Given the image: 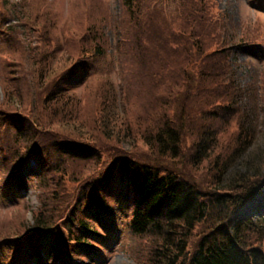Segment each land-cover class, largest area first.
<instances>
[{
  "label": "trees",
  "instance_id": "16d2710c",
  "mask_svg": "<svg viewBox=\"0 0 264 264\" xmlns=\"http://www.w3.org/2000/svg\"><path fill=\"white\" fill-rule=\"evenodd\" d=\"M123 5L133 17L139 11L134 0H123ZM9 7L0 1V19ZM22 11L16 16L26 19L28 13ZM197 11L191 6L181 18L182 34L159 27L158 17L137 20L141 32L123 41L120 90L104 81L86 86L84 80L88 99L65 94L64 84L97 65L100 49L83 52L82 41L81 53L74 47L61 52L57 46L41 44L38 50L29 45L41 84L35 86L37 102L33 106L16 85L1 84L0 121L8 126L0 131V158L4 166H12L14 176L11 181L5 177L6 191L18 192L23 175L36 171L40 206L32 222L20 212L9 217L11 226L0 227V242L7 240L16 251H35L48 241L59 251L54 255L59 261L94 250L89 237L101 236L91 220L106 212V195L119 176L133 184L137 196L129 223L137 241L136 264H264V212L233 219L264 192V131L261 144L253 148L257 136L237 100L242 91L234 84L228 47L209 49L213 37ZM10 31L7 27L6 33L15 38L17 33ZM11 75L17 79L18 70ZM149 81L155 86L150 88ZM133 92L140 100L158 102L157 110L147 114L152 121L138 107L126 113L140 127L144 121L151 124L138 129L135 138L132 129L123 128L128 137L121 138L113 116ZM93 94L101 100L99 112L81 120L78 112ZM159 103L171 104L167 113ZM258 114L264 128L263 105ZM237 120V133L227 134ZM186 138L191 139L187 168L178 164ZM147 150L170 164L147 160Z\"/></svg>",
  "mask_w": 264,
  "mask_h": 264
},
{
  "label": "rangeland",
  "instance_id": "374dc122",
  "mask_svg": "<svg viewBox=\"0 0 264 264\" xmlns=\"http://www.w3.org/2000/svg\"><path fill=\"white\" fill-rule=\"evenodd\" d=\"M6 4L10 5L11 10L3 19H0V102L4 101L1 84L10 82V85H16L20 90L21 88L24 90V94L32 100L33 106L36 104L35 86L41 84L35 78L36 64L28 56L29 45L36 46L38 50L41 44L57 46L61 52L74 47V50L76 49L75 51L79 53H81L79 47L81 41L86 47L83 52H92L97 47L103 53L99 57V63L86 71H80L79 75L65 83L64 93L88 99L90 91H82L84 83L87 82L85 84L87 86L99 81H104L106 84L110 82L117 90H120L119 86L122 82L120 83L121 75L118 69L124 52L123 41L128 36L141 32L136 24L137 20L149 17L154 21V18L158 17L159 27L175 34H182L179 31L181 18L189 7L194 6L196 11L198 9V15L203 13L205 16L207 32L213 37L209 49L213 51L228 47V62L234 84L242 91L237 100L247 111L251 127L255 129L257 136L253 148L261 144L264 128L258 114V107L264 106V94L260 86L264 85V0H134V5L139 7L134 17L123 5V0H6ZM22 9L28 13L26 19L16 16V13L23 15ZM7 27L17 33L15 38L6 33ZM68 31L70 34L67 42L65 35ZM65 55L68 54L63 53V56ZM17 70L19 76L16 79L11 72L15 74ZM147 85L152 88L155 83L149 81ZM28 86L30 89L27 90ZM160 88L163 89L162 86ZM118 97L119 100L122 99L120 95ZM141 97L133 92L129 96V101L126 102L125 110H118L113 116H117L118 121L115 122L117 124L113 126L121 132L123 136L121 138L128 137L121 131L123 128L132 129L131 134L135 138V135L139 134L138 129L144 127L148 129L151 124L150 121H144L146 125L140 127L139 120H134L133 115L125 116L126 113L138 108L146 116L149 112L157 110L158 102L153 104L145 101L144 97L140 100ZM87 99L84 100L86 102H83L84 106L78 112L81 120L89 113L91 115H95L96 111L98 113L97 108L101 106V100L96 99L94 94L88 101ZM192 99L195 100L197 97L192 95ZM189 104L188 101L187 108ZM109 105L105 107L109 108ZM170 105H162L163 112L167 113ZM147 117L150 120L154 118L152 115ZM238 121L230 125L227 134L237 133ZM7 126L0 121L1 132H4ZM190 143L191 139L186 138L178 159V164L185 168L189 163L187 149ZM127 145L128 143L123 147L128 148ZM138 147L146 150L142 144ZM147 152L151 153L146 154L147 160L159 165L170 164L165 158L155 157L158 155L152 151L147 150ZM11 167V165L4 166L0 158V227L11 226L9 217L17 212L23 213L27 221L32 222V214L40 206L39 198L36 196L35 176H33L36 171L23 175V178L26 177L25 182L18 192L6 191L7 176L10 181L14 178ZM106 201V212L91 220L95 232L101 236L100 238L99 236L89 237L91 239L89 243L94 250H84L83 256L79 258L73 256V260L59 261L60 259H54L55 253L59 251L48 241L42 242L35 251L27 248L16 251L11 247V243L4 240L0 242V264H136L137 241L130 232L128 224L137 201L133 184L127 182L126 177L116 176L111 192L106 195ZM262 212H264V192L240 208L233 219L238 221L245 217L255 218ZM1 239L4 238L0 237Z\"/></svg>",
  "mask_w": 264,
  "mask_h": 264
}]
</instances>
